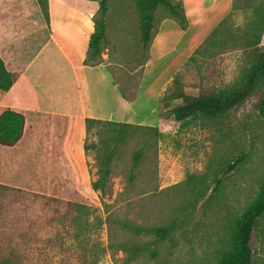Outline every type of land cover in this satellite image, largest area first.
I'll return each mask as SVG.
<instances>
[{
	"label": "rangeland",
	"instance_id": "rangeland-1",
	"mask_svg": "<svg viewBox=\"0 0 264 264\" xmlns=\"http://www.w3.org/2000/svg\"><path fill=\"white\" fill-rule=\"evenodd\" d=\"M165 14L158 6L153 26ZM219 29L212 55L184 66L180 83L188 96L240 81L253 54L264 49V0H233ZM105 33L101 52L107 56L100 61L127 100H137L147 50L139 39L133 0L108 1ZM6 57L15 65V55ZM41 58L58 67L53 50L45 49ZM55 72H45L53 89L62 83ZM170 79L161 84L158 97ZM263 89L259 82L215 119L175 120L167 109L181 102L177 98L162 106V116L150 109L155 128L88 124L86 159L79 132L70 137L61 123L49 126L56 139L53 151L39 144L21 149L14 160V152L0 146V264H216L232 222L264 180V117L257 107ZM137 115L144 121L148 112ZM120 130L126 131L122 137ZM107 153V178L100 181L102 189H93L90 182L98 178ZM127 223H173L174 228L161 239L152 231L135 232ZM249 242L252 264H264V211ZM137 245L142 248L135 252Z\"/></svg>",
	"mask_w": 264,
	"mask_h": 264
},
{
	"label": "crops",
	"instance_id": "crops-1",
	"mask_svg": "<svg viewBox=\"0 0 264 264\" xmlns=\"http://www.w3.org/2000/svg\"><path fill=\"white\" fill-rule=\"evenodd\" d=\"M181 1L187 18L186 28H181L169 14L157 20L152 28L137 100H127L106 62L84 63L97 0H48V21L36 0H0V56L6 67L17 75L8 90L0 91V109L20 110L25 119L21 137L12 145L0 146L14 152V160L21 149L29 151L39 144L53 151L56 139L49 126L61 123L70 137L79 132L80 149L86 159L84 138L88 124L110 120L154 126L151 111L158 115L157 93L161 84L172 77L213 27L232 10L233 2ZM119 11H122L121 6ZM115 19L120 20V16ZM105 39L106 33L101 47ZM45 49L54 51L59 58L58 67L42 60ZM9 53L15 55V65L8 63ZM106 56L101 52L102 58ZM49 68L61 73L58 75L62 83L57 89L51 88L45 79ZM140 112H148L147 119L139 120Z\"/></svg>",
	"mask_w": 264,
	"mask_h": 264
},
{
	"label": "trees",
	"instance_id": "trees-1",
	"mask_svg": "<svg viewBox=\"0 0 264 264\" xmlns=\"http://www.w3.org/2000/svg\"><path fill=\"white\" fill-rule=\"evenodd\" d=\"M98 7L94 16V28L89 35L88 46L84 63L95 64L100 62L101 42L105 38V13L108 9V0H97ZM43 16L48 21V0H36ZM135 12L138 17L139 39L141 45L148 49L151 37L154 19V11L158 6L163 7L168 14L173 17L181 28H186L187 18L183 9L181 0H133ZM224 18L206 35L203 41L188 56L185 63L177 69L170 79L165 92L158 97V116H162V106L169 100L180 98L179 104L172 105L167 110V114L173 116L177 121H183L186 118L199 119H215L228 111L236 104L243 101L255 88L259 82L264 83V49L257 50L253 54V61L243 73L237 84L227 86L216 90H208L197 96H188L182 90L180 78L184 66L189 61H196L197 56H211L212 50L218 40L217 36L220 32L219 27L222 25ZM16 73L10 71L0 56V91L4 92L10 88L16 78ZM120 89V88H119ZM123 97L127 98L120 89ZM259 114L264 117V89L261 98L257 104ZM24 115L20 110L11 107H3L0 109V144L12 145L23 133ZM122 127L139 126L145 128H155L152 125H141L122 121H106ZM125 130L117 132L118 137H122ZM140 153H136L134 160H139ZM110 153L103 157V168L97 179L90 182L93 189H102L100 181H104L108 175V168L105 165L110 160ZM239 159L227 165L223 169V174L232 170ZM108 165V164H107ZM220 177L215 178L214 188H217ZM264 211V180L254 199L240 212L239 216L232 222L230 226L229 237L226 243L220 247L216 264H252V248L250 246V237L257 218ZM127 226L135 232L152 231L158 238H165L173 230L174 224L170 223L163 226L145 227L136 224L127 223ZM142 246L137 245L134 251L137 252ZM150 255H156L155 250L150 251Z\"/></svg>",
	"mask_w": 264,
	"mask_h": 264
}]
</instances>
